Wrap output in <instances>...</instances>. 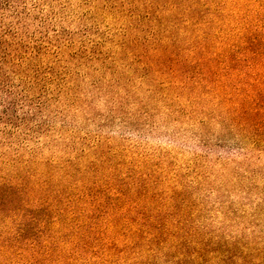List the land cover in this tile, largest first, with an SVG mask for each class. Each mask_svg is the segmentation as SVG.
<instances>
[{
	"label": "trees",
	"instance_id": "16d2710c",
	"mask_svg": "<svg viewBox=\"0 0 264 264\" xmlns=\"http://www.w3.org/2000/svg\"><path fill=\"white\" fill-rule=\"evenodd\" d=\"M100 8L121 24L114 49L84 43L73 57L100 63L105 76L95 85L116 87L119 109L195 122L203 146L215 123L218 142L264 153V0H104ZM0 13L11 17L0 24V122L17 130L49 104L58 73L44 59L56 43L23 34L27 0H0ZM116 150L99 138L42 168L23 157L0 164V264H264L263 203H226L227 221L217 224L188 174L144 171L148 164ZM237 170L246 191L264 189Z\"/></svg>",
	"mask_w": 264,
	"mask_h": 264
},
{
	"label": "rangeland",
	"instance_id": "374dc122",
	"mask_svg": "<svg viewBox=\"0 0 264 264\" xmlns=\"http://www.w3.org/2000/svg\"><path fill=\"white\" fill-rule=\"evenodd\" d=\"M103 1L40 0L35 8L38 0H27L31 13L22 32L30 38L45 36V40L56 43L44 61L55 67L58 77L48 87L49 104L38 117L17 130L0 122V164L9 168L12 158L23 157L35 159L42 168L47 160L75 156L99 138H106L135 166L148 164L144 171L188 174L187 181L200 186L197 194L215 206L212 215L217 224L227 221L226 203L249 210L263 203L264 208V189L246 191L233 176L239 168L237 171L256 176L257 183L264 185V153L253 156L236 147L232 139L218 142L220 125L215 123L211 125L212 143L203 146L195 136V122L175 123L164 115L145 119L135 114L136 107L129 105L119 109L117 88L101 89L95 85L105 76L100 63L73 57L84 43L89 49L97 43H105L109 51L114 49L121 24L112 13L102 11ZM10 19L6 16L0 24L9 23ZM56 51H60L58 55ZM58 84L63 91H58ZM6 100L7 95L0 92V109ZM196 155L202 158L196 159ZM243 225H229V229L240 231ZM257 229L264 231V214Z\"/></svg>",
	"mask_w": 264,
	"mask_h": 264
}]
</instances>
